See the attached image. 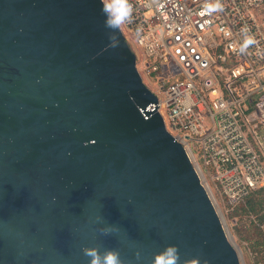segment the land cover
<instances>
[{
  "label": "water",
  "instance_id": "95a60500",
  "mask_svg": "<svg viewBox=\"0 0 264 264\" xmlns=\"http://www.w3.org/2000/svg\"><path fill=\"white\" fill-rule=\"evenodd\" d=\"M104 20L100 0H0V264H88L96 245L125 264L168 245L181 264H241Z\"/></svg>",
  "mask_w": 264,
  "mask_h": 264
},
{
  "label": "built area",
  "instance_id": "2783aa9c",
  "mask_svg": "<svg viewBox=\"0 0 264 264\" xmlns=\"http://www.w3.org/2000/svg\"><path fill=\"white\" fill-rule=\"evenodd\" d=\"M130 2L120 32L164 128L234 211L264 190V0H221L212 15H201L205 0ZM245 27L257 43L241 55Z\"/></svg>",
  "mask_w": 264,
  "mask_h": 264
},
{
  "label": "clouds",
  "instance_id": "9594fccd",
  "mask_svg": "<svg viewBox=\"0 0 264 264\" xmlns=\"http://www.w3.org/2000/svg\"><path fill=\"white\" fill-rule=\"evenodd\" d=\"M101 13L104 15V27L108 30V39L113 46L118 45V34L121 29L133 22V5L130 0H100ZM224 7L221 0H205V4L201 15H212L223 12ZM242 43L238 45V52L241 55L247 54L248 49L256 45L255 37L249 34V30L245 27L241 29ZM99 231L107 236L113 232H118L119 228L108 226L101 228ZM82 253L88 258V264H125L121 257L120 251L116 249H103L102 246L96 245L92 247H84ZM136 258H140L139 252ZM152 264H181V255L179 247L176 245H168L163 250L154 255ZM183 264H201L199 258L183 261ZM208 264V261H203Z\"/></svg>",
  "mask_w": 264,
  "mask_h": 264
},
{
  "label": "rangeland",
  "instance_id": "374dc122",
  "mask_svg": "<svg viewBox=\"0 0 264 264\" xmlns=\"http://www.w3.org/2000/svg\"><path fill=\"white\" fill-rule=\"evenodd\" d=\"M258 133L262 134L263 130L258 129ZM208 194L213 201L215 209L217 210L219 217L222 221L223 227L227 233V236L231 244L239 254V260L241 264H264V252L262 247L258 250H252L250 242L246 239H256L257 233L260 231L264 236V219L261 216L264 215V190L259 195L263 201V210L257 214L251 211H242V207L239 206L234 211H229L223 207V204L219 201L217 194L212 189H208ZM246 209V207H244ZM252 215L253 219L249 218ZM260 249V250H259Z\"/></svg>",
  "mask_w": 264,
  "mask_h": 264
},
{
  "label": "trees",
  "instance_id": "16d2710c",
  "mask_svg": "<svg viewBox=\"0 0 264 264\" xmlns=\"http://www.w3.org/2000/svg\"><path fill=\"white\" fill-rule=\"evenodd\" d=\"M262 194V190H258V191H255L253 193H251L248 198H246L245 202H244V207H246V209L243 207L242 208V211H251L252 213H258L259 211H262L263 210V201L261 200V198L259 197V195ZM239 206L242 207V206ZM261 219L263 220L264 219V215L261 216ZM245 240H248L250 242H253L250 244L252 250H258V248L262 247L263 249V252H264V236L263 234L259 231L257 233V237L256 239L254 238H251V239H246ZM260 250V249H259Z\"/></svg>",
  "mask_w": 264,
  "mask_h": 264
}]
</instances>
